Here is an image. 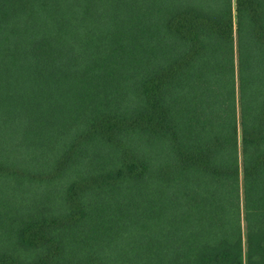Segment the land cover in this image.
I'll use <instances>...</instances> for the list:
<instances>
[{"label":"trees","instance_id":"trees-1","mask_svg":"<svg viewBox=\"0 0 264 264\" xmlns=\"http://www.w3.org/2000/svg\"><path fill=\"white\" fill-rule=\"evenodd\" d=\"M0 264H264V0H0Z\"/></svg>","mask_w":264,"mask_h":264}]
</instances>
